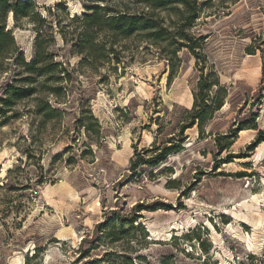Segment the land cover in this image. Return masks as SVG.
I'll return each mask as SVG.
<instances>
[{
	"label": "rangeland",
	"instance_id": "1",
	"mask_svg": "<svg viewBox=\"0 0 264 264\" xmlns=\"http://www.w3.org/2000/svg\"><path fill=\"white\" fill-rule=\"evenodd\" d=\"M31 1L0 14V264H264V0H197L199 57L176 9ZM95 6L171 35L120 36ZM11 86L34 92L5 105Z\"/></svg>",
	"mask_w": 264,
	"mask_h": 264
},
{
	"label": "trees",
	"instance_id": "2",
	"mask_svg": "<svg viewBox=\"0 0 264 264\" xmlns=\"http://www.w3.org/2000/svg\"><path fill=\"white\" fill-rule=\"evenodd\" d=\"M144 3H147L152 10H174L176 9L178 17L182 19V23L179 25L176 30L175 35H177L181 40V46L187 47L193 54L199 57V53L197 51L200 45L197 42V38L193 36L191 33L187 31V28L193 23V20L198 17V9H197V0H137ZM177 4H181L185 10L182 12L180 9L174 7ZM33 1L31 0H21L17 1L13 5L7 4V0H0V14L4 17L7 16L8 12H13L15 19L20 16H28L33 12ZM99 6L92 7L91 9H95L92 15H86V18L89 19L92 23H96L98 25L106 24L107 27L116 31L118 35L127 37L133 35L135 33H145L151 40L159 41L165 40L167 37L171 35V32L168 31L167 28L159 25L157 21L152 19V17L142 16V15H117L113 18L108 17V19H103L102 16L98 13ZM10 31L6 30L5 18L0 22V52L4 49L8 41L11 39ZM39 59L34 60L33 62L26 63L22 59L23 65L30 69L33 68ZM53 66V65H52ZM34 70V69H32ZM44 70L48 69H40L39 73L44 72ZM202 78L199 81L198 92L195 93V105H194V113L193 117L198 118L202 121V119L207 115V110L203 109L196 110L199 107V103L201 102V106H205V103L210 97L209 90L211 87L218 84L217 79L215 78V74L209 72L206 76L204 73L201 74ZM29 80H33V77H30ZM34 92V89H26L21 87L11 86L8 90L9 97L4 99L5 105H10L13 99H20L25 96H28ZM224 99V98H223ZM223 99L219 97L215 98L213 109H219L223 105ZM41 111V110H40ZM44 111L47 112L48 115L57 113V110L52 107L49 103H45ZM200 121V122H201Z\"/></svg>",
	"mask_w": 264,
	"mask_h": 264
},
{
	"label": "bare ground",
	"instance_id": "3",
	"mask_svg": "<svg viewBox=\"0 0 264 264\" xmlns=\"http://www.w3.org/2000/svg\"><path fill=\"white\" fill-rule=\"evenodd\" d=\"M232 229V228H231Z\"/></svg>",
	"mask_w": 264,
	"mask_h": 264
}]
</instances>
